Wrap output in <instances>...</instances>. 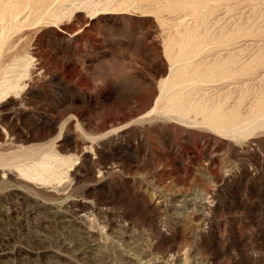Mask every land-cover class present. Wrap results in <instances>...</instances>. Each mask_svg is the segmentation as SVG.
Masks as SVG:
<instances>
[{
  "label": "rangeland",
  "instance_id": "rangeland-1",
  "mask_svg": "<svg viewBox=\"0 0 264 264\" xmlns=\"http://www.w3.org/2000/svg\"><path fill=\"white\" fill-rule=\"evenodd\" d=\"M253 263L264 0H0V264Z\"/></svg>",
  "mask_w": 264,
  "mask_h": 264
},
{
  "label": "bare ground",
  "instance_id": "bare-ground-1",
  "mask_svg": "<svg viewBox=\"0 0 264 264\" xmlns=\"http://www.w3.org/2000/svg\"><path fill=\"white\" fill-rule=\"evenodd\" d=\"M107 1H108V0H107ZM15 5H16V3H15ZM17 6H18V5H17ZM12 7H13V6H12ZM2 8L4 9L5 7H2ZM19 8H20V6H19ZM6 11H7V10H6ZM12 12H13V11H12ZM14 12H15V11H14ZM14 12H13V13H14ZM1 13H2V12H1ZM9 14H10V10H9ZM14 14H15V13H14ZM100 14H101V13H100ZM7 17H8V16H7ZM10 20H11V19H10ZM16 20H17V19H16ZM5 21H6V20H5ZM8 21H9V19H8ZM9 22H10V21H9ZM3 29H4V28H3ZM181 48H182V47H181ZM175 64H176V63H175ZM171 72H172V70H171ZM177 75H178V73H176L175 78L177 77ZM182 75H183V73H182ZM187 75H188V74H187ZM180 77H181V78L178 79V78H179V76H178V78H177L178 80H177V79H173V80H177V81H178L177 83H179V82H180L179 80L184 79V78L186 77V75L184 76V78H182V76H180ZM165 82H166V81H165ZM164 85H165V84H164ZM173 85H174V84H173ZM15 86H16V85H15ZM175 86H176V85H175ZM171 87H172V86H171ZM19 88H20V86H19ZM11 89H12V88H11ZM15 90H16V89H14V91H15ZM17 90H18V89H17ZM12 92H13V91H12ZM8 94H9V93H8ZM176 97H177V96H175V98H176ZM177 98H178V97H177ZM10 99H11V98H10ZM179 99H180V98H179ZM8 100H9V99H8ZM156 100H157V99H156ZM157 102H158V100L156 101L155 106H154V109H153L152 111H155V109H157V108H156V107H157ZM174 102L177 103L176 105L179 104V106H180V102H179V101H178L179 103L176 102V101H174ZM3 103H4V102H3ZM158 103H160V102H158ZM4 104H5V103H4ZM176 105H175V106H176ZM183 105H184V104H183ZM173 107H174V106H173ZM180 107H181V106H180ZM197 107H198V108H200V107H199V106H196V110L198 111ZM177 108H178V106H177ZM184 108L186 109V107H184ZM187 108H191V106H190V107L188 106ZM217 108H218V107H217ZM181 109H182V108H181ZM192 109H193V108H192ZM192 109H191V110L188 109L187 111L190 110V112H191ZM200 109H201V108H200ZM202 110H203V109H202ZM182 111H183V109H182ZM187 111H186V110L184 111L185 114H188ZM194 111H195V110H193L192 112H194ZM197 111H196V112H197ZM261 111H262V110H261ZM155 112H157V111H155ZM180 112H181V111H180ZM184 112H182V113H183V115L185 116ZM199 112H200V111H199ZM199 112H198V113H199ZM203 112H204V111H203ZM152 113H153V112H152ZM194 113H195V112H194ZM213 113H214V112H213ZM213 113H212V115H213ZM195 114L198 115L197 113H195ZM201 114H202V112L199 113V115H201ZM214 114H215V113H214ZM217 114H218V113H217ZM189 115H190V114H189ZM210 115H211V114H210ZM223 115H224V114H223ZM187 116H188V115H186V117H187ZM214 116H215V115H214ZM219 116L221 117V118H220V121H221V119H222L223 117H226L227 115H225V116H223V117H222L220 114H219V115H216V117H219ZM208 117H209V115H208ZM208 117L206 116V117H205V120L209 119ZM210 117H211V116H210ZM227 117H228V116H227ZM227 117H226V118H227ZM206 118H207V119H206ZM214 118H215V117H214ZM226 118H223L222 121L225 120L224 122H226V120H228V118H230V117H228L227 119H226ZM212 120H213V119H212ZM215 120H216V119H215ZM215 120H214L212 123H215ZM218 120H219V119H218ZM229 120H230V119H229ZM229 120H228V122H229ZM220 121H218V122H220ZM210 122H211V120H210ZM210 122H209V123H210ZM228 122H227V123H228ZM221 123H222V122H221ZM221 123H220V124H221ZM223 124H224V123H223ZM211 125H212V124H211ZM218 125H219V123H218ZM218 125H217V127H218ZM221 125H222V124H221ZM219 127H220V126H219ZM224 127H225V126H224ZM224 127H222V128H224ZM215 128H216V126H215ZM220 128H221V127H220ZM220 128H218V130H219ZM227 128H229V127H226V129H227ZM222 130H224V129H222ZM227 131H228V130H227ZM227 131H225V132H227ZM222 132H223V131H222ZM26 150H27V149H26ZM27 151H28V150H27ZM27 151H26V152H27ZM30 151H31V150H30ZM28 152H29V151H28ZM21 153L25 154L23 151H22ZM35 153H36V152H35ZM35 153H34V154H35ZM17 154H18V153H17ZM19 154H20V153H19ZM26 154L29 155L30 152H29V153H26ZM31 154H33V152H32ZM15 157H16V155H15ZM21 157H22V156H21ZM21 157H20V158H21ZM27 157H28V156H27ZM22 158H26V157H22ZM24 160H25V159H24ZM44 166H45V165H44ZM44 166H42V167H44ZM17 167H18V166H17ZM45 168H46V167H45ZM248 257H249V256H248ZM249 258H250V257H249ZM251 258H252V257H251ZM251 261H252V260H251ZM253 264H254V263H253Z\"/></svg>",
  "mask_w": 264,
  "mask_h": 264
}]
</instances>
